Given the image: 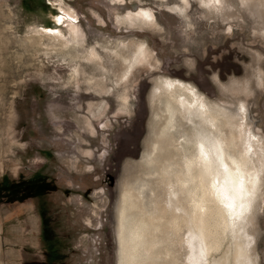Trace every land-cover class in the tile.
Wrapping results in <instances>:
<instances>
[{
	"label": "rangeland",
	"instance_id": "obj_1",
	"mask_svg": "<svg viewBox=\"0 0 264 264\" xmlns=\"http://www.w3.org/2000/svg\"><path fill=\"white\" fill-rule=\"evenodd\" d=\"M220 1L216 11L202 0H0V264L120 263L122 214L124 241L143 229L124 191H141L148 210L165 197L161 162H148L168 132L152 98L159 79L228 115L244 103L264 138V0ZM140 9L157 26L118 21ZM133 43L145 44L152 67L138 64L121 83L109 52ZM90 48L100 61L85 59ZM262 183L246 227L253 264H264Z\"/></svg>",
	"mask_w": 264,
	"mask_h": 264
},
{
	"label": "bare ground",
	"instance_id": "obj_2",
	"mask_svg": "<svg viewBox=\"0 0 264 264\" xmlns=\"http://www.w3.org/2000/svg\"><path fill=\"white\" fill-rule=\"evenodd\" d=\"M202 1L209 9L221 10L220 0ZM180 2L188 5V0ZM118 21L132 26H157L149 9L128 12ZM52 39L62 48L69 47L57 35ZM122 47L109 52L122 67L120 82L140 63L152 67L144 43H133L132 49ZM85 59L101 58L90 48ZM101 66L103 69L105 65ZM152 93L157 103L163 102L168 132L165 138L158 139L160 142L155 140L148 156L154 157L147 160L161 162L158 168L165 197L148 210L141 191H124L123 203L130 201L133 208L129 215L136 224L142 223L143 229H135L124 241L121 224L127 215L122 214L119 264H253V241L246 227L262 204L264 138L250 128L246 106L241 103L243 112L233 115L225 114L219 105L208 108L193 87L168 78L159 79ZM176 120L184 121L185 125L178 127L184 129L187 139L184 134L180 136ZM180 250L181 260L177 256Z\"/></svg>",
	"mask_w": 264,
	"mask_h": 264
}]
</instances>
